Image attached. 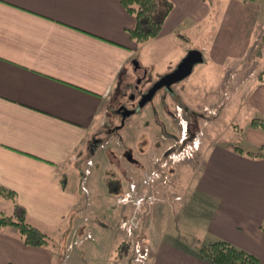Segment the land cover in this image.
Listing matches in <instances>:
<instances>
[{"label":"crops","instance_id":"0c3cea01","mask_svg":"<svg viewBox=\"0 0 264 264\" xmlns=\"http://www.w3.org/2000/svg\"><path fill=\"white\" fill-rule=\"evenodd\" d=\"M223 1L208 6L205 0H171L173 8L159 35L172 34L187 21L200 24L208 16L213 27L230 26L244 37L249 35L251 41H245L240 53L226 58L225 75L231 81L232 94L242 95L238 107L247 114L246 135L229 124L239 135L229 142L217 137L203 145L201 142L189 182L185 163L182 171L176 170L174 190L183 198L194 196L193 201L183 200L177 211L182 214L190 209L188 214L198 219L203 232L188 245L166 237V232L162 236L151 233L149 223L145 224L147 235L140 236L150 250L149 264H211L199 258L197 248L218 240L264 264V130L250 124L253 117L264 120V82L257 80L264 69V0ZM135 21L119 0H0V186L15 193L28 222L48 238L54 239L67 228L72 229L71 238L74 228L82 225L79 218L83 215L87 222L93 219L106 226L90 210L93 197L89 196L88 177L81 174L80 190L75 186L74 164L91 154L89 143L100 130L104 129L106 136L116 133L114 124L109 123L117 117L113 101L122 100L130 87L129 66L137 45L129 30ZM232 79H236V86H232ZM217 88L208 92L219 91ZM192 91L194 88L188 87L176 92V106L199 109L187 97ZM159 124L162 133L164 125ZM161 138L164 146L153 158L137 156L146 168L126 170L129 180H134L131 187L141 184L140 191H144L154 158L174 141L163 134ZM244 138L250 142L249 147H241L244 151L261 150L263 156L236 151L238 142H234ZM116 186L118 195L123 189ZM83 190L86 198H81ZM118 196V209L113 199L105 205L112 210L111 217L120 222L128 218L139 227L142 208L126 206L121 202L126 195ZM10 205L0 197V212ZM193 205L199 209H192ZM171 208L176 207L167 201L159 209L169 217ZM154 214L152 209L147 216ZM124 238L123 232L114 233L119 261L137 264L119 250ZM69 244L66 250L73 248ZM58 257L53 243L28 246L16 238L13 228L0 232V264H58Z\"/></svg>","mask_w":264,"mask_h":264},{"label":"rangeland","instance_id":"374dc122","mask_svg":"<svg viewBox=\"0 0 264 264\" xmlns=\"http://www.w3.org/2000/svg\"><path fill=\"white\" fill-rule=\"evenodd\" d=\"M218 2L219 0H205V4L208 6L216 5ZM218 5L220 10L223 9V5ZM188 22L172 34L159 35V33L147 40L136 41L137 49L133 61L137 62L138 68L135 69L132 61L129 66L130 87L125 94L131 92L135 84L138 88V95L141 92H146L160 77L174 70L189 50L198 49L203 54V61L196 63L191 73L172 87L175 92L185 91L188 87L194 88V91L187 97L190 98V101L196 102L199 109L194 108V105L185 109L176 106V97L161 88L139 111L127 116L123 124L117 117L115 119L113 117V123L109 124L119 126L115 134L106 136L103 129L94 135L97 140L94 143L91 140L89 143L91 154L86 153L85 157L74 164L77 172L75 186L78 185V189L80 188L83 179L81 174L88 177L86 184L90 186L89 196L93 197L90 205L93 208L90 210L93 209L96 218L98 215V219L102 220L106 226L93 219L87 222L83 215L79 218L82 225L79 228H74L71 238H69L72 232L71 228L60 231L54 236V239L49 237V243L56 245L60 254V257L57 258L58 264H123L124 262L119 261L118 243L114 242L115 232L125 234L126 242L119 247L124 257L129 261L133 258L137 264H140L135 258L134 245L139 243L144 249L146 240L144 241L140 235H147V228H145L147 223H149L148 229L151 233L162 236L166 232L168 234L166 237L171 236L175 240L186 241L188 245L195 242V238L200 237L203 232L202 224L196 221L198 219L188 214L190 209L187 212L183 211L182 214L177 211L182 208L183 200L193 201L194 196L189 194L187 198H183L182 193L174 190V174L179 168L182 171V164L185 163L186 182H189L191 167L195 166L201 142L203 145L216 137L222 142H229L239 135L228 127L229 124L233 129L240 128V131L242 129L243 135H246L247 114H245V110H240L238 107L241 105L240 97L242 95L232 94L231 86L229 88L228 83L230 79L229 77L225 78V75L228 73L226 58L240 53L243 44L246 45L245 41L250 42L251 38L249 35L244 37L238 29H233L230 26L213 27L209 16L200 24ZM250 69H254L251 63ZM232 81V86H236V79H232ZM224 85H227L226 88L223 87ZM213 88L219 89V91H215L218 93L208 92ZM125 99L126 97L123 96L122 101ZM160 122L164 125L162 133L158 131ZM161 134L168 140L174 138L175 141H171L169 146L174 151L168 156L159 154L158 158H154L155 163L152 164L153 168L150 170L148 178L157 177L153 178L151 182L147 180L144 183V191H140L141 184L131 187L130 183L134 180H129L126 170L146 168L137 156L145 155L153 158L158 153V149L164 146ZM237 142V145L242 148L250 146V142L245 141V138L243 141L237 139L234 143ZM180 151L185 155L183 156L181 153L180 156L174 155ZM164 162L166 165H163ZM116 184L121 185L123 189L121 193L127 197L125 200H122L123 197L121 198L123 204L142 208L139 210L141 212L139 227L138 224L134 226L128 218H123L122 222L113 219L111 217L112 210L109 206H105L107 201L113 199V206L116 209L120 207L117 201L118 195L121 193L117 195L114 190ZM109 189L113 191H109ZM87 196L83 190L81 198ZM167 201L177 208L169 209V214L171 213L169 217H166L168 213L163 214L159 209ZM152 209L156 215L154 214V217L147 216ZM157 209L161 212L158 213ZM185 209L187 210V208ZM192 209L198 210L199 208L193 205ZM104 215L106 220H104ZM68 224L69 222H67ZM116 240L117 238H115ZM68 241L73 248L66 250ZM146 248L148 250V261L146 262L149 264L150 250L147 246ZM66 255L67 258L63 259L62 257Z\"/></svg>","mask_w":264,"mask_h":264},{"label":"trees","instance_id":"16d2710c","mask_svg":"<svg viewBox=\"0 0 264 264\" xmlns=\"http://www.w3.org/2000/svg\"><path fill=\"white\" fill-rule=\"evenodd\" d=\"M119 2L125 11L135 17V25L129 30V36L135 41L147 40L158 35L173 8L171 0H119ZM257 80L264 82V69L257 74ZM250 124L264 130V120L259 117L251 118ZM234 149L251 156H263L261 150L253 153L244 151L238 145ZM0 197L11 204L9 209L0 212V232L6 228H13L16 238L24 245L46 246L49 243L47 235L28 222L25 209L16 203L15 193L0 186ZM262 229L264 230V226ZM197 255L211 264H258L257 258L252 254L221 240L199 246Z\"/></svg>","mask_w":264,"mask_h":264},{"label":"water","instance_id":"95a60500","mask_svg":"<svg viewBox=\"0 0 264 264\" xmlns=\"http://www.w3.org/2000/svg\"><path fill=\"white\" fill-rule=\"evenodd\" d=\"M202 61L203 56L200 50H189L186 55L178 62L174 70L160 77L145 93L141 95L136 107V111L141 109L148 101H150L156 91L161 87H164L167 90H171V86L173 84L181 81L186 76H188L191 73L193 66L196 63H200ZM133 64L135 65V69H137V62L133 61ZM132 113V110H124L122 112V117L125 118Z\"/></svg>","mask_w":264,"mask_h":264},{"label":"flooded vegetation","instance_id":"af4514ba","mask_svg":"<svg viewBox=\"0 0 264 264\" xmlns=\"http://www.w3.org/2000/svg\"><path fill=\"white\" fill-rule=\"evenodd\" d=\"M139 82V81H138ZM156 82V81H155ZM154 82V83H155ZM153 83V84H154ZM152 84V85H153ZM151 85V86H152ZM174 85V84H173ZM172 85V86H173ZM150 86V87H151ZM171 86V90H167V91H169V93L171 94V96L173 95V96H175L176 97V99H177V94H176V92H175V90H174V88ZM149 87V88H150ZM148 88V89H149ZM161 88H164V87H161ZM160 88V89H161ZM165 89V88H164ZM137 92H138V88H137V85L135 84L133 87H132V90H131V92H129L128 94H124L125 96L124 97H126V99H125V101H120V100H115V101H113V113L115 114V116H117V118H118V120L121 122V124H123V122L126 120V118L127 117H125V118H123L122 117V112L124 111V110H132L133 111V113H135V112H137L136 111V107H137V104H138V101H139V99H140V97H141V95L143 94V93H145V92H141L139 95L137 94ZM174 97V98H175ZM140 110V109H139ZM138 110V111H139ZM132 113V114H133ZM131 115V114H130ZM129 115V116H130ZM122 126V125H121ZM115 130H117V128H119V126L118 125H116V126H114L113 127ZM95 140H97L96 139V137H94L93 139H92V142L94 143L95 142ZM184 140V139H183ZM175 141V140H174ZM172 151H174V150H172V148L171 147H167L163 152H162V155H166V156H168V154L169 153H171Z\"/></svg>","mask_w":264,"mask_h":264},{"label":"built area","instance_id":"2783aa9c","mask_svg":"<svg viewBox=\"0 0 264 264\" xmlns=\"http://www.w3.org/2000/svg\"><path fill=\"white\" fill-rule=\"evenodd\" d=\"M180 153L184 156V152H178L174 155H179L180 156ZM163 165H166V162L163 163ZM154 175V174H153ZM165 176V174H164ZM157 176H154L149 179V182H151L153 180V178H156ZM129 197V196H128ZM127 198V197H126ZM126 198H122V200H125ZM121 200V202H122ZM128 226V225H127ZM134 252H135V258H136V261L140 264H147L146 261H148V250L146 248V246L141 248V245L139 243H136L134 245Z\"/></svg>","mask_w":264,"mask_h":264}]
</instances>
